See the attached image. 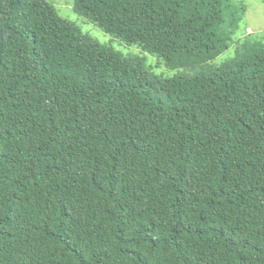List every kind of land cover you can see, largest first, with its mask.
<instances>
[{"label": "trees", "instance_id": "16d2710c", "mask_svg": "<svg viewBox=\"0 0 264 264\" xmlns=\"http://www.w3.org/2000/svg\"><path fill=\"white\" fill-rule=\"evenodd\" d=\"M70 1L201 74L153 77L49 0H0V264H264V43L215 70L232 0Z\"/></svg>", "mask_w": 264, "mask_h": 264}, {"label": "rangeland", "instance_id": "374dc122", "mask_svg": "<svg viewBox=\"0 0 264 264\" xmlns=\"http://www.w3.org/2000/svg\"><path fill=\"white\" fill-rule=\"evenodd\" d=\"M49 2L56 8L63 19L78 25L85 33L100 44L111 47L115 51L123 53L125 56H140L145 58L147 71L153 77L170 80L177 77H193L201 74L202 68L200 67L181 68L177 70L168 69L158 57L143 52L136 45H128L114 38L95 24L77 16L73 11L70 0H49ZM232 6L234 11L239 13L240 16L239 29H237L233 37L230 48L216 60L208 64V67L211 69L217 70L228 61L234 59L239 44L247 37L252 41L264 43V0H232Z\"/></svg>", "mask_w": 264, "mask_h": 264}]
</instances>
